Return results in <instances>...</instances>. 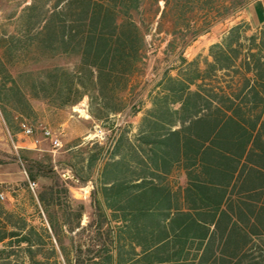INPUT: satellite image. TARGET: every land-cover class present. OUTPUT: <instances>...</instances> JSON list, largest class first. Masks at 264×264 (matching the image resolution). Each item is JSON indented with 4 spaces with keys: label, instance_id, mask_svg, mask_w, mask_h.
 I'll return each mask as SVG.
<instances>
[{
    "label": "trees",
    "instance_id": "obj_1",
    "mask_svg": "<svg viewBox=\"0 0 264 264\" xmlns=\"http://www.w3.org/2000/svg\"><path fill=\"white\" fill-rule=\"evenodd\" d=\"M142 1H30L19 37L0 43V111L8 129L15 133L35 117L34 101L64 109L86 99L98 122L123 113L124 92L145 58L133 17ZM205 1L221 4L188 3ZM218 5L215 22L229 16ZM249 29L232 27L210 47L211 60L182 57L177 74L166 71L158 81L137 131L119 126L109 146L95 144L99 152L88 158L102 162L95 208L115 226L112 251L94 264H264V27L252 36ZM15 43L42 57L76 55L80 63L15 75L6 59ZM178 173L184 185L174 181ZM46 221L58 235L54 218ZM43 246L39 229L0 197V264L13 263L16 247L29 262L46 264L52 257ZM59 251L65 264L78 263L62 245Z\"/></svg>",
    "mask_w": 264,
    "mask_h": 264
},
{
    "label": "rangeland",
    "instance_id": "obj_2",
    "mask_svg": "<svg viewBox=\"0 0 264 264\" xmlns=\"http://www.w3.org/2000/svg\"><path fill=\"white\" fill-rule=\"evenodd\" d=\"M30 1L0 0L2 45H8L12 35L19 37L16 28L21 25L23 8ZM56 1L38 0V3L51 6ZM219 3L228 7L229 16L215 22L213 13L217 2L205 1L199 5L188 3V0L142 1L133 17L144 34L145 58L140 72L133 76L129 89L124 92L127 108L109 121L93 119L88 113L86 99L64 109L34 101L35 117L22 122L12 133L0 111V176L4 180L0 182L1 200L7 210L39 229L44 253L52 257L46 264H65L59 251L61 245L70 257L78 260L77 264H94V257L103 258L112 251L111 229L115 223L95 208L98 196L94 195V183L102 166L101 161L92 164L88 159L99 152L95 144L109 146L116 137L114 129L119 126H129V130L135 133L143 111L151 105L150 95L158 81L166 71L175 76V68L182 57L188 61L196 58L211 60L210 47L219 43L235 25H248L247 36L264 27V23L259 28L254 27L250 19L251 9L256 6H261L264 12V0H220ZM15 46L6 55L15 75L54 67L74 70L80 63V57L76 55L42 57L34 55L32 47L30 51H23L19 43ZM23 124L40 139L37 147L28 144L33 139L23 133ZM47 130L59 139L60 147H54L51 140L44 137L43 132ZM71 166L83 177L82 180L75 176ZM174 181L184 185V174H176ZM31 182H36L34 189L30 187ZM39 197L45 199L44 205ZM46 215L54 218L58 235L49 229ZM43 229H47L50 239ZM53 248L57 251V261L53 257ZM15 251L12 264H33L22 249L16 247ZM37 260L45 261L42 257Z\"/></svg>",
    "mask_w": 264,
    "mask_h": 264
},
{
    "label": "built area",
    "instance_id": "obj_3",
    "mask_svg": "<svg viewBox=\"0 0 264 264\" xmlns=\"http://www.w3.org/2000/svg\"><path fill=\"white\" fill-rule=\"evenodd\" d=\"M263 19H264V18H263ZM263 21H264V20H263ZM22 127H23V133H24L28 138H32V139H33L32 142H33L35 145H37V144L40 143V139L37 138V137H35L34 132H33V130H32L30 127L26 126L25 124H23ZM43 135H44V137H45L46 139H50V140H51V142H52V144L54 145V147L58 148V147L61 146V142L59 141L58 138L54 137V135H53V133H52L51 131H49V130L44 131V132H43ZM30 187H31L32 189H34V188L36 187V182H31V183H30ZM0 197L3 199V195H2V194H0Z\"/></svg>",
    "mask_w": 264,
    "mask_h": 264
},
{
    "label": "crops",
    "instance_id": "obj_4",
    "mask_svg": "<svg viewBox=\"0 0 264 264\" xmlns=\"http://www.w3.org/2000/svg\"><path fill=\"white\" fill-rule=\"evenodd\" d=\"M259 6H256L255 8L251 9V14H250V19H251V23L254 27H261L264 23V19H263V16H264V12L262 14H260L259 10H258ZM31 143V144H34L33 142H28V144ZM35 145V144H34ZM37 147V145H35ZM28 149L30 150H37L39 151L40 149H35V148H29ZM0 182H4L3 178L0 176Z\"/></svg>",
    "mask_w": 264,
    "mask_h": 264
}]
</instances>
